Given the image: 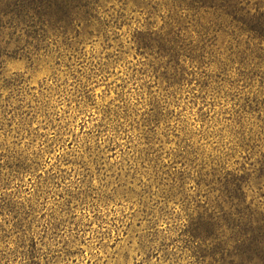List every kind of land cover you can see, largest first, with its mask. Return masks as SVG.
Listing matches in <instances>:
<instances>
[{
    "label": "rangeland",
    "instance_id": "1",
    "mask_svg": "<svg viewBox=\"0 0 264 264\" xmlns=\"http://www.w3.org/2000/svg\"><path fill=\"white\" fill-rule=\"evenodd\" d=\"M237 1L0 0V264H201L193 217L264 210V0Z\"/></svg>",
    "mask_w": 264,
    "mask_h": 264
},
{
    "label": "trees",
    "instance_id": "2",
    "mask_svg": "<svg viewBox=\"0 0 264 264\" xmlns=\"http://www.w3.org/2000/svg\"><path fill=\"white\" fill-rule=\"evenodd\" d=\"M223 4L216 8L220 15L240 23L237 17L244 9L239 7V2L223 0ZM217 17L221 16L217 14ZM156 49L164 51L159 42ZM218 208L205 209L190 222L187 237L193 242L195 257L201 264H264V210L251 203L233 219Z\"/></svg>",
    "mask_w": 264,
    "mask_h": 264
}]
</instances>
